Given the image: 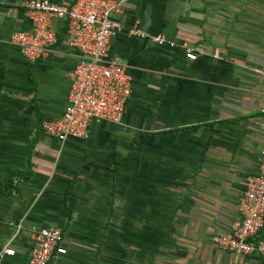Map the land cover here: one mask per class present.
I'll use <instances>...</instances> for the list:
<instances>
[{
	"label": "crops",
	"instance_id": "crops-1",
	"mask_svg": "<svg viewBox=\"0 0 264 264\" xmlns=\"http://www.w3.org/2000/svg\"><path fill=\"white\" fill-rule=\"evenodd\" d=\"M21 1L0 0V250L14 251L0 264H25L39 227L61 232L57 264H263L256 254L233 259L211 237L238 218L244 178L264 148V76L254 71L264 69V0H125L123 29L109 40L131 78L122 121L63 143L39 121L62 112L77 52L56 24L48 55L27 62L9 43L27 28ZM132 26L174 47L134 38ZM134 128L139 146L130 145Z\"/></svg>",
	"mask_w": 264,
	"mask_h": 264
},
{
	"label": "built area",
	"instance_id": "built-area-1",
	"mask_svg": "<svg viewBox=\"0 0 264 264\" xmlns=\"http://www.w3.org/2000/svg\"><path fill=\"white\" fill-rule=\"evenodd\" d=\"M124 2L73 0L69 7L50 0H22L19 3L27 28L13 31L9 43L27 62H36L48 55L56 42V24L64 27L65 46L77 52L62 112L56 118L39 122L42 132L49 138L60 143L70 139L85 140L92 124L122 121L131 95V78L124 62L109 54V40L123 29L117 15ZM126 32L157 46L174 47V43L163 35L149 33L138 26H132ZM183 56L190 61L197 57L191 50H183ZM210 56L221 59L215 50ZM254 71L264 76V69ZM260 113L264 117V108ZM18 181L14 179L12 183ZM236 206L238 218L229 230L214 234L211 240L219 249L229 252L233 259L256 254L264 264V240L258 239L264 226V148L259 152L257 171L244 178ZM30 238L32 246L25 264H57L55 259L66 252L57 228H33ZM13 253L5 246L0 250V257Z\"/></svg>",
	"mask_w": 264,
	"mask_h": 264
},
{
	"label": "rangeland",
	"instance_id": "rangeland-1",
	"mask_svg": "<svg viewBox=\"0 0 264 264\" xmlns=\"http://www.w3.org/2000/svg\"><path fill=\"white\" fill-rule=\"evenodd\" d=\"M212 6L217 8L219 6V3H212ZM151 106V105H148V107ZM35 112L37 113V110L35 108ZM131 132L133 133L131 137V141H130V145L131 146H139V129H132ZM26 135H23L21 138H25ZM103 185H106V184H103ZM100 190H104V191H107L106 187L105 186H101V189ZM117 190V189H116ZM122 192V183L119 184V193ZM119 195H122V193H120ZM118 196V194H117ZM117 201V202H116ZM117 204L119 205V207H117ZM115 206H116V222H117V229H116V240L117 239H121V243H122V238H123V198L122 196L119 198L116 197L115 198ZM92 211H95L97 212L96 209H92ZM103 215V214H102ZM101 217V215L99 216ZM110 220H111V216H110ZM118 229H122L121 231H119ZM108 225H106V227L104 228V230L101 231V237H100V240L104 242V248L107 250L108 246H107V242H108ZM122 246V245H120ZM99 253V251L97 252Z\"/></svg>",
	"mask_w": 264,
	"mask_h": 264
},
{
	"label": "trees",
	"instance_id": "trees-1",
	"mask_svg": "<svg viewBox=\"0 0 264 264\" xmlns=\"http://www.w3.org/2000/svg\"><path fill=\"white\" fill-rule=\"evenodd\" d=\"M40 122V121H39ZM40 124V123H39Z\"/></svg>",
	"mask_w": 264,
	"mask_h": 264
}]
</instances>
